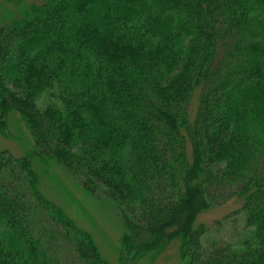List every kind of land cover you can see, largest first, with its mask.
<instances>
[{
	"label": "trees",
	"instance_id": "16d2710c",
	"mask_svg": "<svg viewBox=\"0 0 264 264\" xmlns=\"http://www.w3.org/2000/svg\"><path fill=\"white\" fill-rule=\"evenodd\" d=\"M19 12L0 24V134L17 112L39 155L113 203L126 262L179 239L184 264H264V0H44ZM234 198L250 235L207 242L197 216ZM0 264H109L7 150Z\"/></svg>",
	"mask_w": 264,
	"mask_h": 264
},
{
	"label": "rangeland",
	"instance_id": "374dc122",
	"mask_svg": "<svg viewBox=\"0 0 264 264\" xmlns=\"http://www.w3.org/2000/svg\"><path fill=\"white\" fill-rule=\"evenodd\" d=\"M19 1L21 4L10 0H0V24L19 16L21 8L30 4H41L44 0ZM197 108L198 101L195 95L189 107L191 121L196 116ZM2 120L4 129L0 134V150H7L15 158L29 159L39 192L78 229L86 231L91 236L98 252L106 262L109 264H184L180 256L179 239L172 241L164 249L150 252L133 263L126 262L121 253V240L125 233V226L113 203L106 197H97L87 192L81 182L54 158L39 155L35 151L31 133L17 112L9 111ZM239 207V201L234 198L221 206L200 213L196 218V225L202 224L209 230L205 231L203 239L207 242L223 239L239 246L251 233V229L244 224L243 216L245 215L237 214Z\"/></svg>",
	"mask_w": 264,
	"mask_h": 264
}]
</instances>
